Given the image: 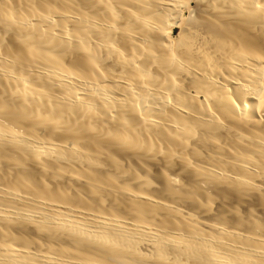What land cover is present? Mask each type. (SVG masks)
I'll list each match as a JSON object with an SVG mask.
<instances>
[{
  "label": "bare ground",
  "instance_id": "bare-ground-1",
  "mask_svg": "<svg viewBox=\"0 0 264 264\" xmlns=\"http://www.w3.org/2000/svg\"><path fill=\"white\" fill-rule=\"evenodd\" d=\"M0 264H264V0H0Z\"/></svg>",
  "mask_w": 264,
  "mask_h": 264
}]
</instances>
